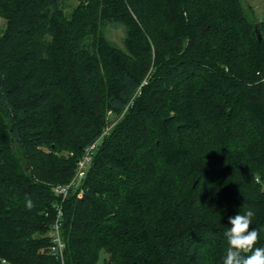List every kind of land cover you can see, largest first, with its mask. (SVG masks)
I'll return each mask as SVG.
<instances>
[{
  "label": "trees",
  "instance_id": "obj_1",
  "mask_svg": "<svg viewBox=\"0 0 264 264\" xmlns=\"http://www.w3.org/2000/svg\"><path fill=\"white\" fill-rule=\"evenodd\" d=\"M0 18V264H61L53 188L96 141L63 264H222L248 208L264 247V18L241 0H0Z\"/></svg>",
  "mask_w": 264,
  "mask_h": 264
},
{
  "label": "clouds",
  "instance_id": "obj_2",
  "mask_svg": "<svg viewBox=\"0 0 264 264\" xmlns=\"http://www.w3.org/2000/svg\"><path fill=\"white\" fill-rule=\"evenodd\" d=\"M255 215L248 208L228 218V227L223 233L227 247L222 264H264V247L256 246L260 232L252 226Z\"/></svg>",
  "mask_w": 264,
  "mask_h": 264
},
{
  "label": "built area",
  "instance_id": "obj_3",
  "mask_svg": "<svg viewBox=\"0 0 264 264\" xmlns=\"http://www.w3.org/2000/svg\"><path fill=\"white\" fill-rule=\"evenodd\" d=\"M97 143L98 141L86 147L81 159L76 164L71 180L66 184L56 185L53 188V194L58 198L59 201L55 206L56 216L49 232L50 253L52 256L58 258L61 264H63V253L65 248L61 234L63 216L62 203L66 200L71 190H74L81 185L94 156ZM78 197H81V192H79Z\"/></svg>",
  "mask_w": 264,
  "mask_h": 264
},
{
  "label": "rangeland",
  "instance_id": "obj_4",
  "mask_svg": "<svg viewBox=\"0 0 264 264\" xmlns=\"http://www.w3.org/2000/svg\"><path fill=\"white\" fill-rule=\"evenodd\" d=\"M241 2L244 6H250L253 9L255 17L258 20H262L264 18V0H241ZM5 25L6 21L0 18V33L4 30ZM105 36L116 46L122 47V40L124 35L120 29L109 28L105 31ZM106 256L107 255L105 253L101 252L99 254L97 264H104Z\"/></svg>",
  "mask_w": 264,
  "mask_h": 264
},
{
  "label": "water",
  "instance_id": "obj_5",
  "mask_svg": "<svg viewBox=\"0 0 264 264\" xmlns=\"http://www.w3.org/2000/svg\"><path fill=\"white\" fill-rule=\"evenodd\" d=\"M255 34L257 37V40L260 42L262 40L259 29H258V25H255Z\"/></svg>",
  "mask_w": 264,
  "mask_h": 264
}]
</instances>
